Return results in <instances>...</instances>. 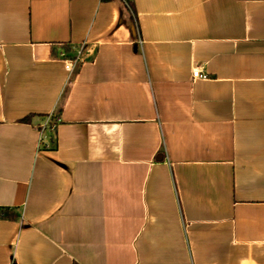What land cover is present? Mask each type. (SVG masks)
<instances>
[{
  "label": "crops",
  "instance_id": "obj_1",
  "mask_svg": "<svg viewBox=\"0 0 264 264\" xmlns=\"http://www.w3.org/2000/svg\"><path fill=\"white\" fill-rule=\"evenodd\" d=\"M0 264H264V0H0Z\"/></svg>",
  "mask_w": 264,
  "mask_h": 264
},
{
  "label": "built area",
  "instance_id": "obj_2",
  "mask_svg": "<svg viewBox=\"0 0 264 264\" xmlns=\"http://www.w3.org/2000/svg\"><path fill=\"white\" fill-rule=\"evenodd\" d=\"M138 43L141 44V41L138 40ZM60 59L64 65L65 71L68 73H72L82 62V56H83V46H80L78 50L76 51L75 55L73 57H67L65 53H60ZM192 78L194 79H202L206 80L208 79L207 74H202L199 72V70H195L192 72Z\"/></svg>",
  "mask_w": 264,
  "mask_h": 264
},
{
  "label": "trees",
  "instance_id": "obj_3",
  "mask_svg": "<svg viewBox=\"0 0 264 264\" xmlns=\"http://www.w3.org/2000/svg\"><path fill=\"white\" fill-rule=\"evenodd\" d=\"M103 1H109V0H103ZM22 121H26V119L22 120Z\"/></svg>",
  "mask_w": 264,
  "mask_h": 264
}]
</instances>
